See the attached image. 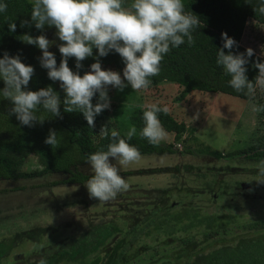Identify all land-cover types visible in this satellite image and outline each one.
I'll use <instances>...</instances> for the list:
<instances>
[{
    "label": "trees",
    "instance_id": "1",
    "mask_svg": "<svg viewBox=\"0 0 264 264\" xmlns=\"http://www.w3.org/2000/svg\"><path fill=\"white\" fill-rule=\"evenodd\" d=\"M132 2L133 0H125L123 7L130 9ZM0 3L8 5L7 11L0 13V59L5 52L13 57L19 55L25 65L32 66L35 70L25 90L39 91L51 86L63 101L65 93L60 88V83L51 81L48 78V70L40 65L39 58L42 56V51L21 40L25 34L33 37L45 35L52 42L49 51L55 54L59 67L62 60L59 45L63 42L56 35L57 29L47 25L43 30L36 29L34 24L31 27L20 26L24 20L31 23L33 0H0ZM182 3L186 12L200 19L199 27L192 32L195 43L189 46L185 42L178 48H171L169 53L163 56L159 75L150 78L152 82L149 87L174 83L188 94L192 92L225 94L251 101L229 85L231 77L225 73L222 66L217 65L216 59L223 45L222 33L225 32L238 44L233 52L246 53L247 48L241 44V40L248 22L253 21L264 26V15L254 11L258 8L260 0H182ZM10 23H16L15 32L9 30ZM227 52L228 50L225 49L226 54ZM97 57L98 50L94 48L93 56L81 62L83 64L81 69L77 70L75 58L69 59V68L74 73L79 71L82 77L86 72L91 71L90 66L97 62ZM257 59L260 63H264V57L255 53L246 65V75L252 82H255L259 74V69L254 67ZM99 60L102 70H112L123 75L125 64L118 53L113 51L107 57H100ZM4 87V81L0 80V90ZM113 89L109 86L110 99L113 97ZM98 99L97 93L92 101L94 105ZM12 106L11 101L0 96V181L32 180L46 175L62 174L68 175L63 180L64 184H86L93 174L83 173L79 171V167L87 164L86 159L91 153L107 151L108 145L112 143L111 131L107 138L100 135V123L109 110L103 111L96 117L94 129L89 128L81 113L64 112L63 104H61L62 119L53 117L41 109L37 115L44 119L43 123L26 127L21 126L14 115H9ZM158 107L162 108L160 104ZM146 110L147 107H136L129 115L132 127L135 126L137 129L136 135L128 140L126 134L119 132L120 137L135 146L142 156L176 154L173 145L154 146L140 136L139 133L144 127L143 112ZM158 119L166 133L175 134L176 141L183 138L187 128L184 122H178L170 112L158 113ZM50 129H54L58 134L59 144L55 148L44 142ZM247 151L252 152L249 157L253 161L264 160V142L249 147ZM203 152L214 155L215 158L221 156L210 147ZM31 154L38 157L43 166L42 170L22 171L23 160ZM183 168L187 169L190 175L196 177L198 175L199 178L204 176L203 174L199 176L194 166L184 165ZM180 170V167H175L173 171L171 167L149 168L140 170L138 174L146 176L174 172L179 175ZM222 170L223 173H218L220 178L218 177L215 182L218 186L217 191L208 192V197L212 194L210 200L213 202L226 194L220 189L225 181L221 178L229 172ZM241 170L249 171L253 176H257L258 173V169H251V172L249 169ZM131 174L129 171L120 173L124 177H129ZM186 192L192 198L198 197L199 193L202 196L207 193L205 190L197 191L192 188L187 189ZM175 193L180 192L160 188H128L127 191L119 193L115 199L102 202L104 211L98 215L100 216L98 220L92 218L93 215H85L65 222L56 229L52 228L49 235L56 238L62 235V242L55 248L47 249L44 254L34 255L31 259H28L31 253L12 254V256L10 254L17 247L16 245L34 240L48 229L36 226L26 232H19L10 239L0 241V264H39L41 259H45L47 264H128V261L143 253L154 252L159 255L161 248L169 246H175L177 249L160 256L152 264H264V214H260L255 220H246L245 215L248 216L246 212L242 215L231 214L233 211L211 212L206 207L197 206L193 200L183 202L179 199L171 203ZM235 222H245L242 224L249 231L253 230V234L229 239L231 243L228 244L226 243L228 241L221 242V239L213 241L218 233H227L230 228L235 227ZM201 238L208 244L207 247H202ZM140 240L144 241L137 245ZM211 247L220 249L211 253L206 252ZM133 250L136 252L132 253Z\"/></svg>",
    "mask_w": 264,
    "mask_h": 264
},
{
    "label": "clouds",
    "instance_id": "2",
    "mask_svg": "<svg viewBox=\"0 0 264 264\" xmlns=\"http://www.w3.org/2000/svg\"><path fill=\"white\" fill-rule=\"evenodd\" d=\"M124 3L125 0H33L31 23L24 20L20 26L31 27L34 24L36 29L43 30L47 25L57 29L56 35L63 42L59 45L62 56L59 67L55 54L49 51L52 42L45 35L33 37L25 34L21 40L42 51L40 65L48 70L51 81L60 82L65 98L61 101L51 86L39 91L25 90L35 74L34 68L25 65L19 55L13 57L5 52L0 59V80L5 84L0 96L13 105L9 115H14L21 126L34 127L44 121L37 115L41 109L62 119L63 104L64 112L81 113L89 128L94 129L96 117L111 107L109 86L120 91L129 85L136 92L147 89L152 82L150 78L159 75L163 56L171 48H178L185 42L189 46L195 43L192 32L199 27L200 19L185 11L182 0H133L130 9L123 7ZM7 7L6 3H0V13L6 12ZM254 11L264 15V0H260ZM8 27L15 32L17 25L10 23ZM222 41L217 65L231 77L229 85L236 92L254 99L256 87L264 89V63L257 59L254 67L259 69V74L255 82L249 81L246 65L255 55L254 50L248 48L246 53L235 54L233 49L238 44L226 32L222 33ZM94 48L98 50V57L97 62L91 64V71L82 77L79 71L74 73L69 68V59L75 58L79 70L83 67L81 62L93 56ZM113 51L125 64L123 78L118 72L102 70L99 58L107 57ZM97 93L99 99L94 105L92 101ZM169 111L167 106L149 105L143 112L144 127L140 136L154 146L159 145L167 133L158 113L168 114ZM252 111H264V105H253ZM136 133V127H131L126 133L127 139L131 140ZM100 135L108 137V126L101 128ZM110 135L112 143L107 151L91 153L86 159L93 173L85 184L89 196L105 203L129 188L125 178L119 174L121 170L139 164L143 159L141 152L121 138L119 132L113 130ZM44 142L52 148L57 147V132L50 129ZM110 158H114L116 164L111 163ZM256 167L257 181L264 183V160L259 161ZM39 264H47V261L41 259Z\"/></svg>",
    "mask_w": 264,
    "mask_h": 264
},
{
    "label": "rangeland",
    "instance_id": "3",
    "mask_svg": "<svg viewBox=\"0 0 264 264\" xmlns=\"http://www.w3.org/2000/svg\"><path fill=\"white\" fill-rule=\"evenodd\" d=\"M241 44L264 57V26L249 21ZM121 77L123 78V75ZM110 100L109 112L100 123L101 128L108 126L109 131L115 130L126 134L132 127L129 115L136 107L148 108L149 105L159 104L162 107L167 106L170 114L187 126L181 140L176 141L174 133H167L168 136L159 144L173 145L176 154L142 156L139 164L121 170L120 173L128 171L132 173L129 177L122 176L129 184V188L175 190L180 193L174 194L175 198L171 199V203L179 199L183 202L193 200L197 206L206 207L211 212L233 211L231 214L241 215L246 212L248 214L245 215L246 220H255L260 214H264V183L257 181L258 176L241 170L249 169L251 172V169H257L256 165L259 163L249 157L252 152L247 150L264 142V111H252L253 105H264V89L257 87L255 98L245 101L225 94L184 93L183 89L174 83H163L139 92L133 91L129 85L123 91L114 88ZM207 147L221 156L215 158L214 155L203 152ZM161 157L164 159L161 160ZM110 162L116 164L114 158H110ZM184 165L196 167L197 174L204 176L199 178L198 175L196 177L188 174L187 169L183 168ZM160 167H171L172 171L175 167H180L181 170L179 175L174 172L146 176L138 174L142 169ZM231 168L235 170L228 171ZM42 169L43 166L35 154L23 160L24 172ZM222 169L229 172L221 178L225 181L220 189L226 194L213 202L210 200L212 194L208 197V192L217 191L218 186L215 182L218 177L220 178L218 173H223ZM79 171L93 174L88 163L79 167ZM67 177L68 175L51 174L32 180L0 181V241L10 239L19 232H26L36 226L48 229L34 240L16 245L11 256L31 253L28 255V259H31L39 253L44 254L47 249L57 247L63 239L62 235L57 238L51 237L49 233L52 228L56 229L65 222L85 215H93L92 218L97 220L100 218L98 215L104 211L102 202L90 198L85 184H64L63 180ZM241 184L243 185L240 186ZM189 188L205 190L207 193L205 196L199 193L198 197L192 198L186 192ZM242 223H236L227 233H218L213 241L221 239V242L228 241L226 242L228 244L231 243L229 239L252 235L254 231H249ZM202 238L200 239L202 247H207L208 244ZM143 241H138L137 245ZM220 248L211 247L206 252L211 253ZM176 249L175 246L161 248L159 255L154 252L143 253L128 261V264H152L160 256L172 253Z\"/></svg>",
    "mask_w": 264,
    "mask_h": 264
},
{
    "label": "crops",
    "instance_id": "4",
    "mask_svg": "<svg viewBox=\"0 0 264 264\" xmlns=\"http://www.w3.org/2000/svg\"><path fill=\"white\" fill-rule=\"evenodd\" d=\"M168 136V135H167Z\"/></svg>",
    "mask_w": 264,
    "mask_h": 264
}]
</instances>
